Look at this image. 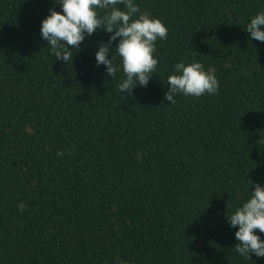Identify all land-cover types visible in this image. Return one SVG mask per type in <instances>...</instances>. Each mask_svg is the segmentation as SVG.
Masks as SVG:
<instances>
[{"label":"trees","instance_id":"16d2710c","mask_svg":"<svg viewBox=\"0 0 264 264\" xmlns=\"http://www.w3.org/2000/svg\"><path fill=\"white\" fill-rule=\"evenodd\" d=\"M134 2L168 38L129 95L96 65L111 34L55 61L40 28L56 0H0V264H264L227 220L264 186V42L246 32L264 0ZM181 60L218 92L166 101Z\"/></svg>","mask_w":264,"mask_h":264},{"label":"clouds","instance_id":"9594fccd","mask_svg":"<svg viewBox=\"0 0 264 264\" xmlns=\"http://www.w3.org/2000/svg\"><path fill=\"white\" fill-rule=\"evenodd\" d=\"M60 10L49 9V15L41 21L40 35L47 42V48L55 61L73 64V51H81L83 41L97 34L101 29L111 34L107 41H100L95 53L97 67L105 66L106 73L116 78L118 71L123 75L118 91L134 95L138 88H146L154 73L158 72V57L154 56L156 43L168 38L167 26L148 13H139L134 0H56ZM123 5V9L118 5ZM98 10H104L101 16ZM250 40L264 42V12L257 13L246 25ZM115 45V47H113ZM119 59V63L115 61ZM220 84L214 72L205 69L200 62L186 64L183 60L175 63L173 73L167 78L168 91L164 99L171 105L175 97L199 98L215 95ZM63 153H58L62 155ZM255 191L231 215L228 223L238 229L235 251L245 260L252 256L264 258V186L255 184ZM20 211L26 205H18Z\"/></svg>","mask_w":264,"mask_h":264}]
</instances>
